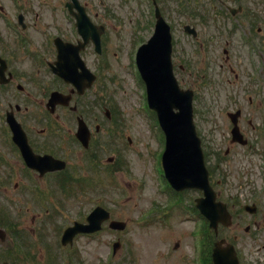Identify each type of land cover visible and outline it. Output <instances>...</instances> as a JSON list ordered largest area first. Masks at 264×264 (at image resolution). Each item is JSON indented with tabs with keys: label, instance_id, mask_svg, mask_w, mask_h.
I'll use <instances>...</instances> for the list:
<instances>
[{
	"label": "rangeland",
	"instance_id": "1",
	"mask_svg": "<svg viewBox=\"0 0 264 264\" xmlns=\"http://www.w3.org/2000/svg\"><path fill=\"white\" fill-rule=\"evenodd\" d=\"M102 1L105 4L100 3L99 0H80L81 4L87 6L89 12L91 10L93 20L94 17L100 19V22L106 20L103 22L107 27L103 43L107 48L111 71L110 78L106 82H108L109 102L113 100V105L116 106L114 116L121 120V127L117 129L114 139L119 150L118 155L126 165L122 169L123 165L121 166L118 160L121 168L116 174L115 182L111 183L109 175L105 172L109 170L105 163L117 152L102 150L97 160L100 167L96 171L86 161L87 156L80 155L81 151L78 150L77 155L69 158L70 167L65 174H58L57 178L56 175L48 174L41 177L37 172L28 170L22 162L17 163L18 155L5 139L2 132L5 125L0 121V200L2 201L0 211L8 210L14 213V219H11L14 229L0 228L7 232L4 242L0 240V262L8 260L11 264H109L112 261L115 264H197L199 248H195V241L198 237L192 231L196 220L187 218V215L178 210H173L168 214V218L163 220L167 210L163 209L164 204L161 202L168 196L167 183H162V190L166 193L161 192L158 175L161 170V154L164 150L163 136L154 123L156 116L147 112L149 109L145 107L144 85L136 69L134 50L142 36L134 33V24L131 22L136 14L132 13L134 11L131 3L128 4V12H119L120 0ZM17 2L21 3V9H24L25 13L15 11L13 7ZM65 2L66 0H0L5 8V14L14 17L22 12L27 15V22L29 19L33 20L36 13H51L53 9L62 13L66 10ZM171 11L173 18H180L177 9ZM96 12L104 13L106 18L95 16ZM4 16L0 11V18ZM2 22L0 19V44L4 43ZM177 79H181L185 86L196 89V84H192L193 78L187 73H180ZM214 87L216 86L207 92L203 89L199 90L202 93L201 102L205 101V104H208L215 99L217 89ZM49 88H45L44 85H32L18 89L16 86L0 85V117L9 110L10 102L13 105L19 104L23 108L19 115L20 119H23V113H27L35 120L29 123L35 128L32 135L42 137L41 133L44 130L39 131V129L44 123L38 122L42 117L39 108H43L41 102L46 100L45 95H48L52 89L48 90ZM44 90L48 91L44 93ZM27 103L31 108L28 112L24 108ZM196 105L198 109L203 107L201 103ZM216 105L220 103L214 102L213 107ZM209 115L210 113L204 116L195 115V124L202 140L209 137L211 142L216 144L221 135L224 137L228 135L229 118L224 115L220 107L216 108L208 118ZM100 116L102 123L100 136L103 138L107 135L104 133L105 116L102 112ZM52 125L53 130L57 131V139L53 138L52 141H62L64 137L62 124L56 121ZM94 126L95 124L92 125L93 128ZM222 145L225 148L228 146L225 142ZM54 151L58 152L56 148ZM263 159L264 155H260L258 151L248 154L242 150L235 156L232 154L228 158L225 178L227 184L219 189L221 194L224 196L229 194L230 184L235 185L236 180L239 179L247 194L262 186ZM8 163L12 167L8 166ZM238 174H241L239 179ZM242 174L247 176L243 177ZM65 176L68 177L63 183L61 178ZM195 194L192 193L194 196ZM168 197L171 200L170 195ZM176 200L182 201V205L178 208L184 210L186 207L182 198L174 196L171 201ZM157 202L162 209L156 207L150 215L146 217L141 215L147 214L152 204ZM97 204L107 207L112 213V218L126 222V230L114 232L109 230L106 224L105 230L97 236L78 237L72 248L63 247L59 243L61 231L73 221L83 220ZM152 216L154 218H151ZM193 217L194 215L190 216ZM139 218L140 222H138ZM244 230V227L238 231L231 228L225 236L231 239L234 237L233 234L237 233L243 238L240 246L244 247L245 251L258 254L257 245L264 244V226L258 243L256 238L250 240L248 238L250 236L246 235ZM118 238L122 245L117 255L111 258L112 244ZM53 259L55 261L52 263Z\"/></svg>",
	"mask_w": 264,
	"mask_h": 264
},
{
	"label": "flooded vegetation",
	"instance_id": "2",
	"mask_svg": "<svg viewBox=\"0 0 264 264\" xmlns=\"http://www.w3.org/2000/svg\"><path fill=\"white\" fill-rule=\"evenodd\" d=\"M120 2L119 12H128V4L131 3L134 11L132 13L137 16L143 12L153 13L154 20L150 19L146 22L149 29H153L155 25V9L161 12L170 23L173 34L172 63L175 71L188 73L193 78L192 84H196L197 90L203 89L207 92L216 86L215 99L205 104V107L210 112L208 118L218 107L229 118L228 135L226 137L221 135L216 144L211 143L215 151L217 150L215 157L225 162L226 171L228 158L232 154L235 156L236 153L245 150L248 154L258 151L260 155H264L262 148L264 146V0H121ZM82 6L91 22L95 25L105 24L103 22L106 20L100 22V19L95 17L93 20L91 10L89 12L86 5L82 4ZM13 8L16 12H24L20 2ZM172 9H177L180 18L172 17ZM24 13L19 12L13 17L4 12L5 16L0 18L4 25V43L0 44V68L4 62L7 67L4 80H8L6 84L0 85L16 86L18 89L44 85L45 88L50 87L48 90L52 89L48 95H45L46 100L41 102L44 109L39 108L42 120L38 119V122L44 123L39 129V131L44 130L41 133L42 137L32 135L35 128L29 123L35 120L27 113H23L21 120L19 115L23 108L11 102L8 104L9 110L0 117V121L5 125V129L2 130L4 137L18 155L17 163L22 162L25 165L18 147L15 143L11 144L12 132L5 119L7 114H12L25 131L26 140L34 153L63 159L68 163V167L69 158L77 155L78 150L81 151L80 155L89 152L92 160L97 161L104 148L100 136L102 129L100 115L102 112L106 119V112L109 109L105 106L101 108L102 104L100 105V101L107 102L109 99L106 80L110 78L111 71L107 48L102 41L101 51L98 52L92 40L84 42L76 25L75 14H78V10L70 12L66 9L59 13L53 9L51 13H36L35 18L29 19V22ZM19 14H23L25 23L20 22ZM94 15L102 19L106 18L104 13L96 12ZM186 26H189L187 30ZM63 43L71 46L63 50ZM59 54L65 61L62 69L71 70L84 62V69L79 68L77 71L84 72L86 80L90 75H94L93 85H88L86 80L77 79L80 83L79 87L83 89L82 93H79L73 85L65 83L60 74L53 72L54 66L58 69ZM48 90H44V93ZM55 91L65 96L70 95L71 99L68 103L62 100L52 106L49 104L50 94ZM214 102L220 105L213 107ZM24 108L26 112L31 109L28 103ZM80 120H83L89 132L90 142L86 148L81 142L85 139V133L78 129ZM56 121L62 124L64 137L62 141L53 142L52 139L56 138L57 131L53 130L52 123ZM103 122L106 128L104 133H107L106 137L109 139L105 147L114 150L117 148L114 139L117 132L115 119L112 117ZM79 133L83 140L78 138ZM224 142L225 145L228 144L227 148L222 145ZM55 148L58 152L54 151ZM109 159L110 172L115 174L119 170V165L113 161V158ZM8 166L11 165L8 163ZM238 175L239 179L241 174ZM242 176L247 175L242 174ZM239 180H236L237 187L230 184L228 194L232 198V224L235 225V229L245 227V234L250 236L248 238L250 240L256 238L257 242L260 240L259 236L264 226V194L261 195L254 189L247 194V190ZM258 189L260 190L261 186ZM253 196L256 197L255 200L252 199ZM247 204L255 205L253 214L244 210ZM252 228L255 229L253 233H251ZM239 240L240 237H237L239 264H264V244L257 245L258 254H255L245 251V248L240 246V242L238 243Z\"/></svg>",
	"mask_w": 264,
	"mask_h": 264
},
{
	"label": "water",
	"instance_id": "3",
	"mask_svg": "<svg viewBox=\"0 0 264 264\" xmlns=\"http://www.w3.org/2000/svg\"><path fill=\"white\" fill-rule=\"evenodd\" d=\"M72 1L78 5L77 0ZM80 27L88 33L86 26L81 24ZM156 35L151 42L153 47L145 46L138 55V63L142 70L143 78L148 84L149 103L159 114L161 125H163L166 136H168L167 151L163 157L166 177L174 188L179 191L184 190V188L203 190L205 196L197 200L198 206L203 214L211 220V224L216 226L217 219L220 216H228V214L221 203L215 202L216 194L207 180V171L204 169V157L192 122V92L184 93L177 88L172 68H170L169 54L171 45L168 29L162 24ZM173 109H178L179 112L173 113ZM12 126L15 127L16 141L19 143L23 154L27 157L29 165L34 169H38L41 173L47 170H55L56 168L52 166V163L56 161L51 157L48 158L52 161L34 157L29 153V148L24 138L23 143L18 140L20 133L24 136L20 126L15 121ZM63 166L64 164H61L58 167L63 168ZM107 217L108 214L103 210H96L88 217L89 225L82 226L76 223L72 228L67 229L63 242H70L80 232H95ZM111 227L123 229L125 226L123 223L114 222ZM1 237L4 239V234H1ZM235 256V251L231 248L225 251H216L214 254L215 264H237Z\"/></svg>",
	"mask_w": 264,
	"mask_h": 264
}]
</instances>
